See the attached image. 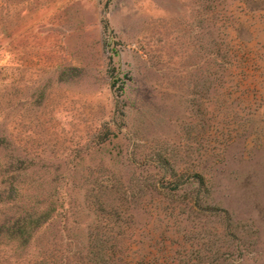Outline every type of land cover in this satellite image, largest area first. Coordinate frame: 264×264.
Returning a JSON list of instances; mask_svg holds the SVG:
<instances>
[{"label":"rangeland","instance_id":"obj_1","mask_svg":"<svg viewBox=\"0 0 264 264\" xmlns=\"http://www.w3.org/2000/svg\"><path fill=\"white\" fill-rule=\"evenodd\" d=\"M40 197L0 264H264V0H0V220Z\"/></svg>","mask_w":264,"mask_h":264},{"label":"trees","instance_id":"obj_2","mask_svg":"<svg viewBox=\"0 0 264 264\" xmlns=\"http://www.w3.org/2000/svg\"><path fill=\"white\" fill-rule=\"evenodd\" d=\"M157 185L171 191H176L180 186L174 180L164 179ZM40 199L37 198L29 206H15L9 217L0 220V233L5 236L7 243L23 248L35 242L52 214L50 206L44 208L46 201Z\"/></svg>","mask_w":264,"mask_h":264}]
</instances>
